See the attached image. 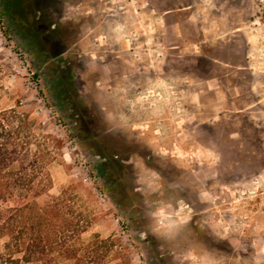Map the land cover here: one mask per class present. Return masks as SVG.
Segmentation results:
<instances>
[{
  "label": "clouds",
  "instance_id": "1",
  "mask_svg": "<svg viewBox=\"0 0 264 264\" xmlns=\"http://www.w3.org/2000/svg\"><path fill=\"white\" fill-rule=\"evenodd\" d=\"M27 9L0 22V264H264V0Z\"/></svg>",
  "mask_w": 264,
  "mask_h": 264
},
{
  "label": "trees",
  "instance_id": "2",
  "mask_svg": "<svg viewBox=\"0 0 264 264\" xmlns=\"http://www.w3.org/2000/svg\"><path fill=\"white\" fill-rule=\"evenodd\" d=\"M24 3L27 8V0H24ZM28 11V9H27ZM2 17L5 16V14L2 12L0 13ZM33 30H39V24L33 25ZM8 151V149H6ZM12 152H15L16 149H11ZM20 171L19 161L15 158L12 159H5L3 161V166L0 167V174H2L4 179V184L6 187H11L15 184V179ZM30 183L35 184L36 183V176H30L29 177ZM29 192L32 193L33 197H38L42 194V192H32L31 187H29ZM11 197V193H9V198ZM26 200V198H24ZM15 211L12 209H9L10 212H12V215L8 217L9 222H16L19 221L23 224L24 228H28L30 230H35L37 225H39V230L41 232L44 231L45 227L50 224L52 221L59 219V214H53L51 215V218L49 217V211L44 210L40 213H36L34 208L32 207L31 203H22L19 206H14Z\"/></svg>",
  "mask_w": 264,
  "mask_h": 264
},
{
  "label": "rangeland",
  "instance_id": "3",
  "mask_svg": "<svg viewBox=\"0 0 264 264\" xmlns=\"http://www.w3.org/2000/svg\"><path fill=\"white\" fill-rule=\"evenodd\" d=\"M0 4L4 6L3 11H0V13L3 12L5 14L4 17L0 15V22H7L12 24L13 26L18 23L27 26L26 18L29 16V13L27 11L24 0H0ZM19 198L20 197L17 196V199ZM24 198H26V200L29 199L28 196H25ZM68 214L71 215V210L68 211Z\"/></svg>",
  "mask_w": 264,
  "mask_h": 264
}]
</instances>
